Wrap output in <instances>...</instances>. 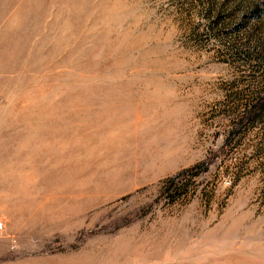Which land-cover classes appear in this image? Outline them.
<instances>
[{"label":"rangeland","instance_id":"374dc122","mask_svg":"<svg viewBox=\"0 0 264 264\" xmlns=\"http://www.w3.org/2000/svg\"><path fill=\"white\" fill-rule=\"evenodd\" d=\"M263 95L264 0H0V264H264Z\"/></svg>","mask_w":264,"mask_h":264},{"label":"trees","instance_id":"16d2710c","mask_svg":"<svg viewBox=\"0 0 264 264\" xmlns=\"http://www.w3.org/2000/svg\"><path fill=\"white\" fill-rule=\"evenodd\" d=\"M263 103H264V95L259 97V98H257V100L251 105L250 109L247 111L246 114L252 113L253 111L256 110V108L261 106ZM243 121H244V118L239 121V124H242Z\"/></svg>","mask_w":264,"mask_h":264},{"label":"built area","instance_id":"2783aa9c","mask_svg":"<svg viewBox=\"0 0 264 264\" xmlns=\"http://www.w3.org/2000/svg\"><path fill=\"white\" fill-rule=\"evenodd\" d=\"M0 228H1V224H0Z\"/></svg>","mask_w":264,"mask_h":264}]
</instances>
